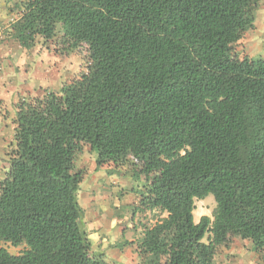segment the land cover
I'll use <instances>...</instances> for the list:
<instances>
[{
  "label": "trees",
  "instance_id": "1",
  "mask_svg": "<svg viewBox=\"0 0 264 264\" xmlns=\"http://www.w3.org/2000/svg\"><path fill=\"white\" fill-rule=\"evenodd\" d=\"M18 2L20 46L60 32L68 49L89 46L91 64L15 103L0 241L24 248L0 246V264H105L79 202L83 145L96 167L133 157L142 264H216L234 238L264 264V58L235 51L256 0ZM209 194L212 217L195 222ZM146 212L153 222H137Z\"/></svg>",
  "mask_w": 264,
  "mask_h": 264
},
{
  "label": "rangeland",
  "instance_id": "2",
  "mask_svg": "<svg viewBox=\"0 0 264 264\" xmlns=\"http://www.w3.org/2000/svg\"><path fill=\"white\" fill-rule=\"evenodd\" d=\"M17 3H19L18 0H0V102H4L6 99L16 100L17 102L22 97L38 95L43 93L44 90L58 91L64 83H68L72 79H78L82 73L87 72L91 64L89 46L83 43L74 49H68L69 47L64 43L60 32L53 36L52 40L45 41L38 37L35 44L30 48L20 46L13 35L14 30L12 28L17 15V7L15 5ZM252 14V26L244 31L242 37L235 44V51L238 52L239 56L264 58V0H256ZM11 94L12 97H10ZM10 139L6 141L5 148L1 152L0 178L3 176V169L8 166V153L14 144L13 139ZM77 155L75 163L82 170L84 177V173L89 169L88 164L92 159V155L95 158V152L90 151L88 146L83 145L81 152ZM132 161L133 157L128 155L124 163L120 162L114 165L110 162L106 165L103 164L108 166L106 171L112 170L119 173L122 176L119 180L124 182H122L123 185L119 180L112 179L113 186L116 187V194L114 193L115 202L121 203L125 200L130 206V209H128L123 204H120V207L118 206V209H115L116 213H119L122 226L127 223L135 226L131 219L128 221L126 217L124 218V214L129 213L130 215L132 206L138 200L136 199L134 202V190L132 191L131 189L140 187L143 184V180L141 181L140 178L134 179L133 182L128 179L127 174L131 173ZM139 180L140 182H138ZM138 183L140 185L137 186ZM122 197L123 199L120 200ZM214 207V198L209 194L203 199H195L193 214L195 218H200L202 215L212 217ZM122 213L123 216H121ZM135 219L137 222L141 220L143 223H152L154 220L149 212L142 215L138 214ZM136 229L134 227L131 228L133 232ZM124 242L125 246L134 247L135 245V241L129 243L126 240ZM232 244L233 247L231 248L233 250L229 251L230 253L228 252L231 256L228 257L229 261L226 264H238V261L241 264H263L258 255L253 253L247 255L241 251L240 245L246 248L248 246L247 243L245 244L242 240L234 238ZM0 246L6 248L11 254H19L24 248L21 244L13 245L4 241H0ZM94 247L97 248L98 245L95 244ZM91 248L98 254L102 253L93 247ZM224 248L226 247L220 246L218 248L217 257L221 258ZM135 253V262L132 255L128 253L127 258H125V264H142L136 250ZM233 254H236L235 257ZM100 258L105 264L117 263L114 259L106 261L104 253L101 254Z\"/></svg>",
  "mask_w": 264,
  "mask_h": 264
},
{
  "label": "crops",
  "instance_id": "3",
  "mask_svg": "<svg viewBox=\"0 0 264 264\" xmlns=\"http://www.w3.org/2000/svg\"><path fill=\"white\" fill-rule=\"evenodd\" d=\"M10 97H12V94ZM15 103L16 100L11 99H6L4 102H0V157H2L1 152L2 149L5 148L6 141L9 138H11L10 140L13 139V130L15 126L13 122L15 116ZM88 165L89 169L86 171V173H84L83 181L80 185L79 202L85 212L84 223L88 232V237L91 241V247L104 253L106 261H108V259H114L117 261L116 264H125V258H127V254L130 253L133 257V261L135 262V245L134 247L130 245L125 246L124 241H136L140 237V230L137 229V231L135 230L133 232L131 228H133L134 225L131 226L130 223L122 226L119 213H116L115 210L118 209L120 204H123L124 207L130 209V206L127 204V202H125V200L121 203L115 202L114 193L116 192V187L113 186L114 183L112 182V179L119 180L122 178V176L112 170L106 171L108 167L105 166L106 164L96 167L95 158L93 155ZM7 167L3 169V171H5ZM127 176L129 181L133 182L132 173H128ZM119 181L121 184L124 183L122 180ZM138 185L140 184L138 183L137 186ZM140 188L141 186L131 189L132 191L134 190V202L136 199H138L137 191ZM122 199L123 197L120 200ZM121 216H123V213ZM125 217L129 221L131 219V214L129 215V213H126L124 214V218ZM198 220L199 218H195L194 216V221L197 222ZM121 239H123V241H121ZM95 244L98 245L97 248L94 247ZM231 247H233L232 243L230 246H228V248L226 247L223 249V254L225 257L222 254L220 256L221 258H219L216 254V264H226V262L228 263V257L231 256V254H228V252L233 250ZM240 248H242L241 251L243 253L245 252L247 255H251L252 253L258 255L256 252L252 251V249H249L248 246L243 248V246L240 245ZM233 255L235 257L236 254ZM238 264H241L240 261H238Z\"/></svg>",
  "mask_w": 264,
  "mask_h": 264
}]
</instances>
